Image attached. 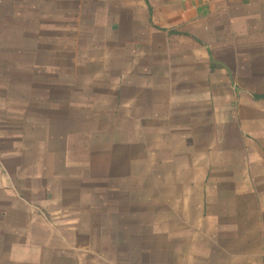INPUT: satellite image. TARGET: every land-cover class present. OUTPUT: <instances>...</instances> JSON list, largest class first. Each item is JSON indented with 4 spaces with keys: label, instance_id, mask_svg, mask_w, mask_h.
I'll list each match as a JSON object with an SVG mask.
<instances>
[{
    "label": "crops",
    "instance_id": "obj_1",
    "mask_svg": "<svg viewBox=\"0 0 264 264\" xmlns=\"http://www.w3.org/2000/svg\"><path fill=\"white\" fill-rule=\"evenodd\" d=\"M0 264H264V0H0Z\"/></svg>",
    "mask_w": 264,
    "mask_h": 264
}]
</instances>
